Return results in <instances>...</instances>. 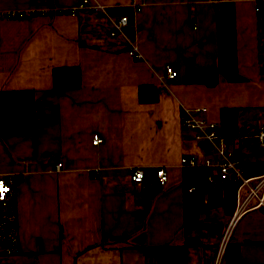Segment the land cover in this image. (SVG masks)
Listing matches in <instances>:
<instances>
[{
	"label": "crops",
	"instance_id": "crops-1",
	"mask_svg": "<svg viewBox=\"0 0 264 264\" xmlns=\"http://www.w3.org/2000/svg\"><path fill=\"white\" fill-rule=\"evenodd\" d=\"M122 6L134 7L132 36L110 31ZM4 10L23 13L0 16V89L31 90L34 128L0 134L18 245H0V264H165L145 246L182 243L184 264H213L233 205L208 202L204 182L202 204L183 223L178 159L210 151L180 115L187 108L220 129L221 108L236 107L241 141L231 149L259 159L247 141L264 121V0H0ZM65 64L78 66L80 81L54 87L52 68ZM140 84L155 96L138 99ZM132 166L141 181L130 179ZM232 223L217 264H264V208Z\"/></svg>",
	"mask_w": 264,
	"mask_h": 264
},
{
	"label": "built area",
	"instance_id": "built-area-1",
	"mask_svg": "<svg viewBox=\"0 0 264 264\" xmlns=\"http://www.w3.org/2000/svg\"><path fill=\"white\" fill-rule=\"evenodd\" d=\"M78 1L76 6L81 5ZM73 10L74 7L68 8ZM134 9V7H133ZM22 10H4L0 11V16H19ZM112 27L111 32L125 33L124 25L128 22L127 13L123 12L111 17ZM129 53L139 58L140 52L135 49L134 44L129 40ZM165 76H173L176 74V69L170 60L164 62ZM180 121L189 128L193 129L192 136L198 141L199 146L209 153L198 157L195 154L180 155L178 162L183 167V174L187 172V167L192 165H205L208 167L201 179L205 182H213L216 176L233 180L234 187V204L233 210L228 218L221 235L217 247V255L213 264H217L220 258V252L225 240L227 239L230 226L233 220L247 209L255 207L264 208V169L260 172H248L240 156H238L226 142V137L221 134L218 124L214 121L208 120L205 117L195 116L189 109L185 108L180 115ZM255 138L259 148V159L264 162V121L259 123L257 128L250 133ZM92 143L97 144L101 141L100 134H91ZM60 165L57 160L54 163V168ZM155 180L163 183L166 178V171L164 166L157 165L154 170ZM129 177L134 182H139L143 177V169L141 167L132 166L129 171ZM193 184H187L186 190H191ZM15 213V198L13 175L11 173L0 175V245H2L4 252L11 253L18 249L17 245V230H16Z\"/></svg>",
	"mask_w": 264,
	"mask_h": 264
},
{
	"label": "trees",
	"instance_id": "trees-1",
	"mask_svg": "<svg viewBox=\"0 0 264 264\" xmlns=\"http://www.w3.org/2000/svg\"><path fill=\"white\" fill-rule=\"evenodd\" d=\"M127 13L128 22L124 25L127 35L133 34V7L122 6L113 9V14ZM201 71L198 69V76ZM51 81L54 87H70L79 83L78 66L65 64L52 68ZM205 82H211L207 80ZM138 99L145 100L155 96L154 91L147 84H140L137 88ZM33 96L30 89H0V134L31 132L34 128V111L32 110ZM236 107H223L220 110V132L228 141L236 135L237 125L235 120ZM243 161V160H242ZM248 172H260L264 169V162L261 159H249L243 161ZM208 170L205 165H192L187 167V172L182 176L184 185V215L183 223L186 224L194 217L196 207L202 204V186L199 181L203 173ZM187 184H193L191 190H185ZM212 184V191L208 197V202L220 203L226 211L232 209L234 202L233 180L216 176ZM146 251L162 260L165 264H184V243L160 246H145Z\"/></svg>",
	"mask_w": 264,
	"mask_h": 264
},
{
	"label": "rangeland",
	"instance_id": "rangeland-1",
	"mask_svg": "<svg viewBox=\"0 0 264 264\" xmlns=\"http://www.w3.org/2000/svg\"><path fill=\"white\" fill-rule=\"evenodd\" d=\"M232 141V142H231ZM231 145H230V147H233L236 151L238 150L237 149V141H241V139H238V137H232L231 138ZM235 141V142H234ZM248 141H250V143L248 142ZM247 141V143H248V146H247V148L248 149H250L251 151H253L252 153L253 154H255L256 153V148H257V150H259V148H258V146H257V143H256V141L253 139V138H250L249 140ZM233 143H235L236 145H234ZM252 143H253V146H252ZM240 144H242V143H239V145ZM255 146V147H254Z\"/></svg>",
	"mask_w": 264,
	"mask_h": 264
},
{
	"label": "water",
	"instance_id": "water-1",
	"mask_svg": "<svg viewBox=\"0 0 264 264\" xmlns=\"http://www.w3.org/2000/svg\"><path fill=\"white\" fill-rule=\"evenodd\" d=\"M204 180L203 179H200V181H199V185H201L202 186V184H204Z\"/></svg>",
	"mask_w": 264,
	"mask_h": 264
}]
</instances>
